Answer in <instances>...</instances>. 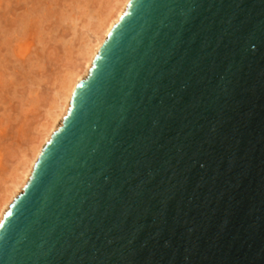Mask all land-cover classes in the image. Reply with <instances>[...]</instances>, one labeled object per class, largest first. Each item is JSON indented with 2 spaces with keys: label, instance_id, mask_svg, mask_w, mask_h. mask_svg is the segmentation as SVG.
<instances>
[{
  "label": "water",
  "instance_id": "water-1",
  "mask_svg": "<svg viewBox=\"0 0 264 264\" xmlns=\"http://www.w3.org/2000/svg\"><path fill=\"white\" fill-rule=\"evenodd\" d=\"M0 264H264V0H129Z\"/></svg>",
  "mask_w": 264,
  "mask_h": 264
},
{
  "label": "rangeland",
  "instance_id": "rangeland-1",
  "mask_svg": "<svg viewBox=\"0 0 264 264\" xmlns=\"http://www.w3.org/2000/svg\"><path fill=\"white\" fill-rule=\"evenodd\" d=\"M100 1L0 0V202L37 144Z\"/></svg>",
  "mask_w": 264,
  "mask_h": 264
},
{
  "label": "bare ground",
  "instance_id": "bare-ground-1",
  "mask_svg": "<svg viewBox=\"0 0 264 264\" xmlns=\"http://www.w3.org/2000/svg\"><path fill=\"white\" fill-rule=\"evenodd\" d=\"M128 2L129 0H102L98 3L97 11L93 12L94 14L86 23L85 29L90 36L87 34L85 40L83 39V43L76 50L75 59L60 79L55 99L48 112L47 121L41 126L37 144L31 149L30 156H24L16 174L10 180L6 195L0 202V221L12 200L22 191L42 147L61 125L76 84L87 76L92 60L114 24L125 11Z\"/></svg>",
  "mask_w": 264,
  "mask_h": 264
}]
</instances>
